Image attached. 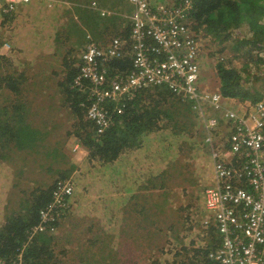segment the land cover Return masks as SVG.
I'll return each mask as SVG.
<instances>
[{
	"label": "rangeland",
	"instance_id": "obj_1",
	"mask_svg": "<svg viewBox=\"0 0 264 264\" xmlns=\"http://www.w3.org/2000/svg\"><path fill=\"white\" fill-rule=\"evenodd\" d=\"M46 1L47 0L42 1L40 10L37 13L30 10L29 13L24 14L22 13L23 10H20L15 22H13V15H8L7 20H2L0 18V56H2L0 59V73H2V75L11 73L19 80L22 98L18 100L22 103L23 99L25 103L23 102L22 104L25 108L28 107L30 111L25 114L26 119L31 121L34 126L42 124L43 120L51 128V131L45 134V142L39 143L40 146H38L36 151L32 149H13V153L9 152L10 158L8 160H0V202L7 201L6 205L8 204L10 209H7L8 213L19 210L25 206L26 203L28 204L29 202L25 200L31 199L34 189L47 188L49 185L55 183L57 179H72L75 191V175L82 171L81 167L78 165L79 162L76 163L75 161L81 155L80 149L84 147H82L80 142L74 137H67L65 135L66 131H71L72 125L75 123L74 117L65 104L58 111L54 109L47 110L46 104L42 105V102L47 98L49 102L51 96L55 92L57 93L56 88L54 87L55 89L52 91L50 85L55 84L57 87V83L62 79L64 75V59L67 61L72 60V58L80 59V55L86 45L85 37H87V35L96 43L105 45L110 41L112 36H115V30L120 31L118 29L124 28L126 20L129 21L130 11L128 12L129 8L123 7L122 4H120L122 0H117L118 4L113 2L109 3V5L104 4L107 0H103V2L99 3L103 7H98L97 4L93 6L105 10L107 15H110L116 7L121 10L119 11L117 9L116 12V14L120 16L115 18L116 20L113 19L110 22L106 21L107 18L104 22L101 19L99 25H95L96 30L94 29L91 32L82 21H79L72 5L76 0L52 1L62 3L59 9L63 17V22L58 17H55V14L44 17L49 10V2L47 3ZM81 1L82 0H80L78 4H86ZM172 1L174 0H161V2L165 3L167 6L172 4ZM33 3L38 2L37 0H31L24 8L31 6ZM241 32H246V29L243 28ZM95 33H102L103 37L96 39L94 36ZM237 33L238 32H234V39H237ZM199 41L200 68L204 66L206 72L213 80L214 78H218L216 67L218 62L231 59V65L241 69V75L246 76L247 71L242 70L244 66L247 70L251 71V75L256 77L253 78L255 79L252 82L253 84L260 83L259 86H261L262 83H264L259 80L264 76V65H262V63L250 61L240 53L232 52L228 54L225 52L219 54L216 51V43H213L208 37L200 35ZM4 43H7L9 49L6 50L2 48ZM253 52L255 53L256 50ZM261 55H264V52H261ZM154 90L153 88L149 90V92H153ZM12 99H14V96L10 91L5 86L1 87L0 107L10 105ZM170 100L175 103H184L183 106L176 105L179 107V118L174 119L175 122H173L172 119V122H170L166 129L157 131L155 134H152L154 137H151L152 144H156L158 149H164L163 145H171L172 148L175 149L174 153L164 161L160 170V172L164 170L161 175L167 178L168 185L160 189L158 185L162 182L163 178L156 177L152 181L144 184L145 186H151L149 187L150 189L148 188L145 190L142 186L141 191H143V195L137 196L136 200H134V202L147 201L148 209H146V213H151L153 201L155 199H157V201H167L170 203L171 208L165 214L161 215V217L154 219V223H156L157 227L163 228L170 226L169 230H163L162 233H158L161 231L160 229L155 231L151 237L152 241L150 239H145L146 236L139 237V228L133 232V238L130 237L127 239V237L124 236L125 234H122L119 241L120 248L112 264H134L131 263L132 252L133 249L137 247H140L141 250H145V256L148 254L152 255L150 259L153 264H196L204 258V250L208 243L207 237L208 234L212 232L211 229H205L201 225V219L205 215L203 191L210 180L213 179L210 147L205 142L206 131L203 126V121L196 110L193 108V110L186 109L185 104L187 101H182L174 95L171 96ZM241 102H246L245 105L241 104V108H236L234 106L227 107L232 110L238 109L243 111L252 104L249 101ZM53 114H55V116L61 114L64 117L60 116L58 120H54L52 119ZM207 115L215 116L218 119V125L212 131V137L214 138L215 144L221 146L222 142L230 133V126L223 121L221 113L219 112L207 109ZM10 121H12V119H10ZM53 124L56 125L50 126ZM173 125L176 126V128ZM173 128L182 134L180 138L174 139L170 134ZM151 138H147L144 147ZM160 139L164 140L163 144L161 142L157 143V140ZM54 142L56 143L54 144ZM64 146L69 149V166L64 165V161L69 158L67 156L62 158V154H60L58 150ZM142 149L143 148L136 149V151L141 152ZM132 150L133 149L126 150L120 157L124 165L127 164L128 157ZM6 151L7 150H5V153ZM148 153L149 152H147L146 155H148ZM76 155L77 157H75ZM146 155L144 153L134 155L133 160H131L133 168L130 169L133 175L144 178V169L147 170L148 168H145L147 160ZM88 158L89 155L87 150V153L83 156L85 164ZM71 163H73L74 166L78 165V167L76 166L77 168H73ZM93 163L98 164L95 161H93ZM182 165L183 169L181 170ZM177 169L180 171L175 173ZM119 171L123 172L124 169L121 168ZM113 175L115 177L114 172ZM107 176L108 175H105L104 178H102V182L100 180L94 184H96V186L101 185L100 188H104V182L107 181L105 180ZM108 186L121 192L118 184L108 182ZM74 191L69 197L68 208L53 223V230H51V234L54 238L52 241L53 251L62 257L59 251L65 249V252L68 253L67 258L70 259V261L68 260L69 264L81 263L80 259L77 260L76 258H72V254H70V250H68L69 247L73 249V252L77 251L80 247L90 249L97 248L98 251L100 243H97L102 239V235L105 234L109 237L110 232H106L107 229H105H110L109 225H107L105 220L102 221L99 219V214L117 213L119 222L121 221L120 223H122L124 219L125 222H123V224L127 228V225L130 224L129 221H126L127 215L131 217L132 221L144 219L143 217L147 215L141 212L142 215L140 216V214L135 213V210H132V208L128 210V207H133L132 203L128 205L127 200L129 201V199L118 201L117 204H115L116 201L111 202L112 208H108V205L101 206V201H94L98 203V209L96 210V208H94L93 211H90V216L92 217L90 220H73L72 216L76 211V206L73 205L75 201H72ZM138 191L139 190H137V192ZM157 194L161 195V199L157 198ZM74 198L73 200H75ZM106 201H109L108 195H106ZM183 203H185L184 206ZM178 220H180V223H177ZM141 225L146 232H152L153 226L147 217L142 221ZM179 226L180 228L175 235L173 229H177ZM99 232L102 234L98 235L97 233ZM155 234L160 235L158 236L160 239H155ZM70 242L75 244L72 245ZM100 247L104 248L102 246Z\"/></svg>",
	"mask_w": 264,
	"mask_h": 264
},
{
	"label": "built area",
	"instance_id": "obj_2",
	"mask_svg": "<svg viewBox=\"0 0 264 264\" xmlns=\"http://www.w3.org/2000/svg\"><path fill=\"white\" fill-rule=\"evenodd\" d=\"M129 1L134 5L129 15V39L114 36L100 45L87 35L89 42L72 84L86 97V117L101 134L114 123V115L122 112L121 103L147 87L164 86L190 102L203 121L213 165V183L203 191L205 215L201 223L205 229L214 225L220 237L217 248L210 250L201 264H264V101L243 111L232 110L224 105L225 97L218 90L200 87V36L188 19L191 0L167 8L154 0ZM29 2L0 0V18L7 20L17 4ZM100 14L107 12L101 10ZM2 48L9 46L4 43ZM124 56L130 58L131 66L108 76L110 63ZM207 109L221 113L230 126L221 146L212 137L218 119L207 115ZM73 191L72 179L55 181L51 201L39 210L40 222L29 238L46 225L53 230ZM0 264L5 261L0 259Z\"/></svg>",
	"mask_w": 264,
	"mask_h": 264
},
{
	"label": "trees",
	"instance_id": "obj_3",
	"mask_svg": "<svg viewBox=\"0 0 264 264\" xmlns=\"http://www.w3.org/2000/svg\"><path fill=\"white\" fill-rule=\"evenodd\" d=\"M79 1L76 0V2L72 3L73 8L79 21H82L91 32L95 29V25H99L101 19L104 22L107 18L106 21L110 22L120 16L116 14L118 9L116 7L110 15L106 14L102 16L100 14L101 9L98 7H103L99 4L103 0H82L81 2H85V5L83 3H80L82 5L78 4ZM92 1L97 3L98 7L94 6L95 9L91 7ZM113 2L118 4L117 0H107L104 4L109 5V3ZM155 2L163 4L167 8L169 6L183 5L185 0H174L168 6L161 2V0H154ZM120 4L123 7L129 8L128 12L130 11L129 15H131L134 5L130 1L122 0ZM191 5L188 17L191 22V29L197 35L208 37L213 43H216V51L219 54L225 52L228 54L232 52L240 53L242 56L248 58V60L260 62L264 65V55H261V52H264V0H191ZM118 10L121 11L120 9ZM243 28L246 29L247 33L241 32ZM118 30L120 31L115 30V36L129 39L130 21L126 20L124 28ZM234 32H238L237 39L233 38ZM94 36L96 39H100L103 37V34L95 33ZM85 39L86 43L89 42L88 36ZM255 50L256 52L254 53L253 51ZM1 58L2 56H0ZM63 64L64 75L62 79L57 83V87L55 84L50 85L51 90L54 91L56 88L57 93L55 92L51 96L49 102L47 98L42 102V105L46 104L47 110L54 109L59 111L64 104L70 109L75 123L72 125L71 131H66L65 135L77 139L88 150L89 155L84 169L81 168L82 172L88 173L91 178L98 177V180L101 181L105 175H108L106 179H111L113 184H118L124 190L134 188L135 186L138 187L137 185L141 184L138 187L139 191L133 193L128 198L129 201H134L137 196H142L143 194L140 192L141 186L147 190L151 186H145L144 184L156 177L163 178L162 182L158 185L160 189L167 186V178L161 175L164 170L162 172L160 170L164 161L174 153L175 149L171 145H163L164 149H158L156 144H152L151 137H154L152 134H155L157 131L166 129L170 122H172V119L175 122L174 119L179 118V107L176 105L183 106L184 103H175L170 100L173 94L164 86L154 87L155 90L153 92H149V90L153 89L152 87H147L141 92L136 93L132 99L121 103L124 106L123 110L120 114L114 115V123L104 130L103 133L98 134L92 121L86 118V97L72 86L74 79L79 74L81 60L79 58H72L69 61L64 59ZM130 66V58L124 56L110 63V69L107 74L108 76L113 75L115 72L126 70ZM216 67L220 82L218 91L223 97L235 98L239 101H249L251 103L259 102L263 99L264 83L261 86H259L260 83L253 84L252 82L255 80L253 78L256 77L251 75V71L247 70L245 66L242 70L247 71L246 76L240 74L241 69L231 65V59L219 61ZM259 80L264 82V76ZM3 85L14 96V99L10 101V105L0 107V151H2L0 152V160L6 161L10 158L9 152L13 153V149H32L36 151L38 146H40L39 143L45 142V134L49 133L51 128L43 120L42 124L34 126L31 121L26 119L25 114L30 111L28 107L25 108L22 104L23 102L25 103L23 99L22 103L19 101L22 98L19 80L13 74L7 73L6 75H2L0 73V88L4 87ZM178 98L181 99L180 97ZM185 106L188 110L192 109L190 102H187ZM174 127L176 128V126ZM170 134L174 139H178L182 135L174 128ZM147 138L151 139L148 140L144 147ZM158 142L163 144L164 140H157ZM141 148H143L142 151L145 150V152H142L145 155L149 152L146 155L145 168H148L147 170L144 169V178H139L136 175L122 176L123 172L114 167L116 161L126 150ZM5 150H7L6 153ZM93 161L98 164L93 163ZM71 165H73V168H77L73 163ZM107 168L108 172H110L109 169L111 168L116 176L114 177L113 173L112 176L108 174L105 170ZM78 174L80 173L78 172ZM124 174L126 175L127 173ZM53 187L54 183L47 188L34 189L31 199L25 200L29 202L28 204L26 203L19 210L6 212L5 220L0 226V259L4 260L5 264H10L11 262L19 263L20 258V264H69L68 260L70 261V259L67 258L68 253L65 252V249L59 251L62 257L53 251L52 241L54 238L48 225L45 226L44 230L35 232L29 238L32 228L40 222L39 210L44 209L51 201ZM158 198L161 199V197ZM145 202L147 203V201ZM145 202L135 201L132 203V210L134 209L135 213L141 216V212L146 211L147 208ZM156 203L157 199L153 201L154 205ZM177 223H180V220ZM151 224L154 225V221ZM201 225L203 224L201 223ZM169 227L166 226L161 231L165 229L168 231ZM179 228L180 226L177 229H173L175 235ZM209 229L212 232L207 237L208 243L204 250V258L196 264L203 263L206 259V254L210 250H215L220 242L216 227L210 225ZM71 243L72 245L75 244ZM84 249L87 251L90 248ZM68 250H70V247ZM81 251L85 252V250ZM97 252L98 255H87L88 253L80 254L78 250L75 252L72 250L71 254L72 258L80 259V264H111L113 262V258L111 260V255L109 252H105L104 248L99 247Z\"/></svg>",
	"mask_w": 264,
	"mask_h": 264
},
{
	"label": "crops",
	"instance_id": "obj_4",
	"mask_svg": "<svg viewBox=\"0 0 264 264\" xmlns=\"http://www.w3.org/2000/svg\"><path fill=\"white\" fill-rule=\"evenodd\" d=\"M42 1H45V0H37L38 3H33L31 6L26 7V8H24V6L26 4H29L31 2V0H30L29 3H25V4L19 3V4H17L15 13L13 15L14 16L13 22H15V20L17 18V14L20 12V10H23L22 13H24V14L29 13L30 10L34 11L36 13L39 12L40 4L42 3ZM52 1L53 0H47L46 1L47 3L49 2L48 3L49 10L44 15V17L51 16L52 14H55V17H58L63 22V17L61 16L60 9H59V7L62 5V3H60V2L56 3V2H52ZM92 2L97 4L95 1H92ZM50 3H51V6H50ZM92 5H91V7H93L92 9H95V7L92 6ZM34 12H33V14H34ZM199 61H200V55H199ZM201 61H202V59H201ZM219 84H220L219 78H217V79L214 78V80H213V78H210V76L206 72L205 67L201 66V68H200V77H199V85H200V87L203 88V89L210 90V91H215V90H219ZM223 102H224L225 106H234L236 108H241V106H242L241 104H243V105L246 104V102H241V101H239V100H237L235 98H225ZM60 116H63V115L57 114V116H55V114H53L52 115V119L58 120V118H60ZM55 143L56 142H54V144ZM58 150H59L60 154H62V158H64L65 156H67L69 158V159L64 161V165L69 166L70 165L69 149L64 146L62 148H59ZM142 152H144V151L140 152V151H136V149L132 150V152L130 153V155L128 157V161H127V165L126 166L121 162V160L119 158L118 161L115 163L114 167L116 169H121V168L124 169V171L122 173V176H127L128 177L129 175H133L132 172L130 171V169L133 168V166L131 165V160H133L135 154H141ZM86 153H87L86 149H84V148L80 149V154L81 155L75 161L76 163L79 162L78 165L82 169H84V167H85V162L83 160V156ZM75 157H77V155ZM78 165H76V166L78 167ZM182 169H183V165H182L181 170ZM105 170H106V172L108 174H110L112 176L113 172H112L111 168L109 169L110 172H108V168L105 169ZM128 171H129V173H128ZM179 171L180 170L177 169V171H175V173H177ZM95 172L97 173L96 169H95ZM75 173H76V171H75ZM124 173H127V174L125 175ZM139 178H142V177H139ZM106 180L107 181L104 182V186L105 187L104 188H100L101 185L100 186H96V184H94L95 182L100 181V180H98V177L91 178L88 173H84L82 171L80 172V174H78V173L76 174V179H75L76 187H75L74 194L72 196V201H75V203H73V202L72 203H73V205L76 206V211L74 212V215L72 216L73 220H81V221L90 220L92 218L90 216V214H91L90 211H93L94 208H96V210L98 209L97 208L98 207V203L94 202V201H98V202L101 201V206L102 205H104V206L108 205V208L109 207L112 208V203L111 202L116 201L115 204H117L118 201L127 200L133 193L137 192L138 187L141 185V184L137 185L138 187L135 186L134 188H128V190L127 189L124 190V188H120V186H119V189L121 190V192H120L119 190H114L110 186H108V182L112 183L111 179H109V180L106 179ZM212 183H213V181L211 179L210 182L207 185H210ZM140 192H143V191H141V189H140ZM106 195L109 196V201H106ZM158 197H161V195L158 194L157 198ZM73 198L75 200H73ZM127 202H128V205H130L131 203H134V201H128V200H127ZM143 202H145V201H143ZM6 203H7V201L0 202V226L2 225V223L5 220L7 209H9V205L8 204L6 205ZM184 204L185 203H183V206H184ZM146 205H147V203H146ZM78 206H79V208H78ZM170 206H171L170 203H168L166 201H157V203L155 205L153 204V208H152L151 213L150 212L146 213V211L143 212V213L147 214L143 218L145 219L147 217L149 222L152 223V221H154V219L159 218V217H161V215L165 214L171 208ZM130 209H131V207L130 208L128 207V210H130ZM146 209H148V208H146ZM187 210L191 211L190 209H187ZM137 211H138V209H137ZM132 214H133V212H132ZM99 219L102 220V221L105 220L107 222V225H109L110 229H108V228H105V229H107L106 232L107 231L110 232V235L108 237L107 235L103 234L102 235V239H100V242H98L97 244L100 243V246L104 247V251L105 252H109V254L111 255V260L113 258V261L115 259L116 253L118 252V250L120 248L119 241H120V239L122 237V234L123 235L125 234L124 236L127 237V239L130 238V237L133 238V236H134L133 232L137 228H139L138 236L139 237L140 236H146L145 239H150L151 240V237H152V235H153V233L155 231H158L159 229L161 230V229L164 228V227L163 228L162 227L161 228L157 227L156 223H154V225L152 224L154 231L152 230V232H146L143 229L142 225H141L142 221L144 219H139L138 221H132V219H131V217L129 215H127L126 221H129L131 225L128 224L127 225L128 228H127L123 224V222H125L124 219H123L122 223H120L121 221L119 222L117 213H115V214L110 213V214H104V215L99 214ZM172 220H173V218H172ZM119 223H120V225H119ZM165 231H167V229H165ZM158 233H162V231H159ZM97 234L100 235L102 233L99 232ZM155 235H156L155 239L160 238V237H158L160 235H157V234H155ZM100 246H98V247H100ZM72 250L73 249H70V251H69L70 254L72 253ZM81 250H85V252H82ZM91 250H93V251H91ZM78 251H79L80 254L88 253L87 255H91V254L98 255L97 248L87 249V251H86V249H84L83 247H80L78 249ZM135 253H137V254H135ZM151 257H152V255H150V254L145 256V250H141L140 247H137V248L133 249L131 263H134V264H141V263L142 264H151L152 263V260L150 259ZM96 258H98V257H96Z\"/></svg>",
	"mask_w": 264,
	"mask_h": 264
},
{
	"label": "clouds",
	"instance_id": "obj_5",
	"mask_svg": "<svg viewBox=\"0 0 264 264\" xmlns=\"http://www.w3.org/2000/svg\"><path fill=\"white\" fill-rule=\"evenodd\" d=\"M200 36V35H199Z\"/></svg>",
	"mask_w": 264,
	"mask_h": 264
}]
</instances>
